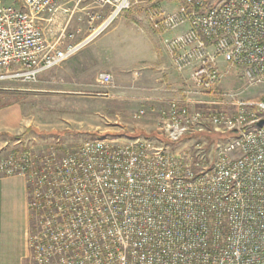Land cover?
Returning a JSON list of instances; mask_svg holds the SVG:
<instances>
[{"label":"built area","instance_id":"built-area-1","mask_svg":"<svg viewBox=\"0 0 264 264\" xmlns=\"http://www.w3.org/2000/svg\"><path fill=\"white\" fill-rule=\"evenodd\" d=\"M81 1L0 0V81L37 82L72 57L79 45L50 44L41 21ZM137 4L175 32L164 46L189 76L160 140L99 135L39 153L18 139L0 158V176L27 182L28 264H264V98L241 96L264 87V0H95L109 9L96 34ZM230 74L241 88L221 91ZM205 94L226 108L199 109Z\"/></svg>","mask_w":264,"mask_h":264},{"label":"crops","instance_id":"crops-1","mask_svg":"<svg viewBox=\"0 0 264 264\" xmlns=\"http://www.w3.org/2000/svg\"><path fill=\"white\" fill-rule=\"evenodd\" d=\"M67 9L60 10L52 22L41 23L47 27L50 44L59 48L79 45V48L63 65L42 74L39 81L59 85L52 92L64 96H117L124 101L128 120L120 121L109 133L122 141L135 137L160 140L156 126L161 112L172 98L180 97L189 76V71L180 74L175 70L164 46L165 38L175 32L156 31L144 4L135 5L99 34L96 32L109 13L108 8H97L95 0H82L78 5H68ZM95 13L100 18L90 24L88 15ZM102 72L112 75V84L97 83ZM141 109L146 114L135 117ZM1 118L0 132L14 125V115L7 116L6 126ZM30 225L25 177L0 176V264H27Z\"/></svg>","mask_w":264,"mask_h":264},{"label":"rangeland","instance_id":"rangeland-1","mask_svg":"<svg viewBox=\"0 0 264 264\" xmlns=\"http://www.w3.org/2000/svg\"><path fill=\"white\" fill-rule=\"evenodd\" d=\"M241 86L242 82L230 74L224 78L220 90H239ZM59 88V85H46L41 81H0V117L4 118H1L4 126L7 116L14 115V125L0 132V158L18 147V139L27 140L26 145L39 153L60 140V150H63V147L77 146L95 136H116L109 132L116 129L120 121L128 120L124 101L117 96L73 97L52 92ZM241 96L245 99H263L264 87H252ZM220 97L205 94L207 106L198 108L224 110L227 104ZM210 137L218 138L217 135Z\"/></svg>","mask_w":264,"mask_h":264},{"label":"water","instance_id":"water-1","mask_svg":"<svg viewBox=\"0 0 264 264\" xmlns=\"http://www.w3.org/2000/svg\"><path fill=\"white\" fill-rule=\"evenodd\" d=\"M258 125L259 126H263L264 125V118L258 122Z\"/></svg>","mask_w":264,"mask_h":264}]
</instances>
